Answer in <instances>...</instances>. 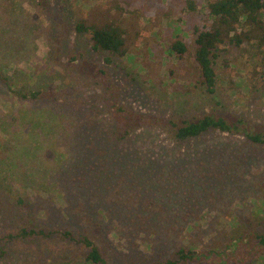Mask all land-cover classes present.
<instances>
[{
	"label": "rangeland",
	"instance_id": "rangeland-1",
	"mask_svg": "<svg viewBox=\"0 0 264 264\" xmlns=\"http://www.w3.org/2000/svg\"><path fill=\"white\" fill-rule=\"evenodd\" d=\"M116 1L130 0H48V10L37 0H0L1 70L10 78L21 77L31 90H80L74 95H90L91 100L110 85L115 99L132 113L154 118L216 112L229 118L243 116L257 128L264 125V52L248 44L221 45L214 63L217 88L208 95L202 86L190 83L192 62H180L167 51L168 42L177 34L173 20L185 27L180 36L190 37L189 16L181 7L185 0H133L138 11L115 12L128 32L130 54L115 57L92 50L90 34L77 33L75 25L97 12L112 18ZM52 39L61 40L58 51ZM78 50L95 66L93 71L105 70L103 82L97 83L89 68L66 63L70 52ZM43 63L56 73L43 72ZM70 97L65 102L30 105L54 109L61 117L57 123L48 117L53 127L40 131L33 128L35 119L30 114L11 117V109L23 108L0 82V136L9 145L0 165L10 160L5 162L4 175L10 176L9 181L22 182L40 225L69 229L74 236L97 225L89 235L109 264H157L177 247L180 239L175 234L182 230L194 242L217 245L215 240H224L217 234L233 228L239 223L236 219L247 225L255 223L256 216L263 217L264 146L215 130L176 143L159 129H138L129 143L114 147L120 162L103 167L100 155L87 150L85 164L80 160L75 164L72 157L83 151L85 138L70 117L81 119L76 109L85 115L96 108L83 101L77 108ZM102 114L107 116L105 111ZM16 139L18 148L26 146L24 155L35 148L30 159L13 155ZM14 189L22 191L18 185ZM138 214H151L143 227H139ZM16 227L0 213V253L5 252L0 264H86L85 250L78 253L83 248L67 245L58 237L7 241ZM65 248L76 254L63 257ZM48 252L59 260L49 261Z\"/></svg>",
	"mask_w": 264,
	"mask_h": 264
},
{
	"label": "trees",
	"instance_id": "trees-1",
	"mask_svg": "<svg viewBox=\"0 0 264 264\" xmlns=\"http://www.w3.org/2000/svg\"><path fill=\"white\" fill-rule=\"evenodd\" d=\"M37 2L39 6L48 10V0H37ZM116 2L117 4L113 7L112 18L108 19L102 12L94 13L91 18L90 15L88 19L81 18L75 25V31L90 34L94 52H105L110 56L126 57L132 51V47L129 43L128 32L121 26V21L115 17V12L118 10V12L122 11L128 15L133 11H138V5L133 0ZM181 7L189 16L190 37L186 39L180 36L181 33L184 35L185 27L180 28L178 24H175L178 21L173 20L172 25L175 31L177 30V34L168 42L167 51L180 62H192L193 67L188 70V75L192 81L190 83H197V85L202 86L206 94H214L217 88L218 79L214 63L218 58L217 50L221 45L241 46L248 44L264 52V0H185ZM181 13L182 10L180 9L178 20L181 18ZM57 24L58 22L55 21L56 26ZM52 41L56 46L55 51H58L61 40L52 39ZM70 53L67 64H78L82 70L84 67L89 68L90 72L92 71L90 74L97 83L104 81L105 70L100 68L93 71L95 66L91 65L83 51L78 50L76 53L75 51ZM104 61L106 64L110 63L108 57ZM44 65L45 68L42 67V71L47 75L56 73L55 70L50 71V65ZM82 73L86 74V72ZM37 76H40V73ZM20 78L8 77L0 66V82L10 90V94L15 97L19 108H23L20 111L11 109V117L15 115L22 117L30 114L31 119H35L32 122L33 128L40 131L49 126L53 127L50 125L48 117H52L53 120L56 119V123L57 120L60 121L61 117L54 113V109L51 108H31L30 105L34 102H65L71 96L70 100L74 101L73 105H77V108L82 101L96 108L85 115L76 109L77 116H81V119L75 115L70 117L73 126L79 129V133H83L85 138L83 151L72 157L75 164L77 160L85 164L83 155L87 150L100 155L99 162L101 165L103 164V167H108L106 163L111 165L120 162L122 158L114 156V147L117 144L129 143L138 129H142V131L159 129L176 143L198 139L205 133L215 130L231 135H242L251 143L264 146V125L257 128L255 124L243 116L229 118L225 114L211 112L192 118H175V116L154 118L137 112L132 113L131 110L115 99V93L110 85L105 87L101 96L97 95L95 99L91 100L90 95H86V98L81 94L74 95L80 90L75 93H73L74 91L67 93L61 89L53 90L50 88L31 90L21 82ZM66 95L67 97H65ZM103 111L107 116H102L105 115L102 114ZM39 133L36 135L38 136ZM6 142L8 141L0 136V159H3L2 152L5 149L9 151V145ZM17 142L16 139L12 150L17 151L13 155L18 158L24 156V158L30 159L35 148H29V151L24 155L22 151L27 149L26 146L23 144L22 147L19 146L18 148V145H15ZM65 155L68 154L65 152ZM5 162L9 164L10 160L7 159ZM5 162L0 165V213L11 219L12 226L17 225L14 234H10L7 241L12 242L25 238L44 241L58 237L67 245L72 244L83 248L82 250L79 249L78 253L85 250L82 255L86 264H109L93 237L89 235V231L96 232L95 227L97 225L93 226L92 230L84 229V233H79L76 236L69 229L64 231L50 230L44 225H40L33 216L34 209L28 199L29 195L25 187L23 190L22 182L18 183L13 179L9 181L10 176H6V173L4 175V172H7L5 170L7 163ZM84 168L86 169V166ZM100 171L102 172L101 169ZM84 174L86 173L84 172ZM107 174L112 176L111 173ZM120 181L124 180L120 179ZM15 185L20 187L21 193L14 189ZM60 189L58 188V190ZM127 216L129 217L130 213H127ZM149 217L151 214H138L136 218L140 220L139 227H143V223L147 222ZM255 220V223L248 222L247 225H244L236 219L239 223L233 228L229 231H220L217 234L218 238H224L222 242L215 240L219 242L217 245H211L214 241L194 242L190 235H184L181 229L180 233L175 234V238L180 239L177 247L168 258L159 261L157 264H252L253 261H260V264H264V215L258 219L256 216ZM183 240H188L187 244H184ZM72 254L76 253L65 248L63 257ZM4 255L5 252L1 250L0 256ZM45 256L50 258L49 261L60 258L52 257L51 252Z\"/></svg>",
	"mask_w": 264,
	"mask_h": 264
}]
</instances>
